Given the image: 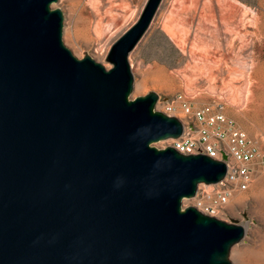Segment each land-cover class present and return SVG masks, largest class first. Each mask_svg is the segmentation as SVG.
I'll list each match as a JSON object with an SVG mask.
<instances>
[{
	"label": "water",
	"instance_id": "1",
	"mask_svg": "<svg viewBox=\"0 0 264 264\" xmlns=\"http://www.w3.org/2000/svg\"><path fill=\"white\" fill-rule=\"evenodd\" d=\"M58 0H0V264H233L245 227L183 205L226 164L155 143L182 134L128 55L145 0L105 67L62 39Z\"/></svg>",
	"mask_w": 264,
	"mask_h": 264
},
{
	"label": "rangeland",
	"instance_id": "2",
	"mask_svg": "<svg viewBox=\"0 0 264 264\" xmlns=\"http://www.w3.org/2000/svg\"><path fill=\"white\" fill-rule=\"evenodd\" d=\"M120 1L113 0V5L117 8L130 6L135 10L140 9L139 14L145 2V0ZM210 1L164 0L163 5L159 7L152 19V24L150 23L151 25L144 36L139 40L140 43L138 42L136 45L137 48L128 55L131 71L132 64L135 65L136 62H139L141 65V72L132 71L135 84L131 96L142 95L153 90L161 97H171L177 92L186 91L193 95V107L204 103H221L223 111L233 118L251 138L255 139L261 149H264V0H235L246 8H255L259 19V30L256 36L245 33L234 41V53L239 57V65L233 58L222 55L227 48L223 46L221 32L223 28L220 27L217 32H212L208 28L212 22L219 25L218 17L213 18L212 11H210V7L215 4L216 0ZM68 4L69 0H58L53 4V6L59 7L63 13L62 39L64 44L78 57H81L83 52H87L93 57L96 48L105 49L104 62L110 67L111 63L106 57L111 44L127 29H123L122 26L116 28L117 24L113 23L112 19H107L110 16L119 17L117 10H110L107 13H104V10L101 11L102 20L99 21L102 33L107 32L111 36L107 41L103 38L97 44L93 40L94 36H91L85 29L86 26L93 27L95 22L82 18L81 3L76 4L73 8L74 17L78 18V31L73 34L69 30L71 16ZM182 7L187 10H182ZM83 14L85 15V12ZM180 16H192L194 20L188 27L189 32L183 35L185 39L184 51H181L160 27L161 22L165 19L170 18L173 21L179 19ZM128 18H122L121 22L127 23ZM119 28L120 30H118ZM203 50L209 58L207 61L209 67L220 68L227 76H239V72L229 73V69L233 66L236 68H241L242 65L248 67L250 70L247 69V72L251 75V81L248 80L250 83L247 82L246 87L240 90L219 79H213L207 88L203 81L206 77L205 73H197L194 75L195 79L190 84H186L187 72L197 67L194 66V63L200 65L204 61L199 55ZM227 50L230 51V48ZM211 56H215L218 60H212ZM195 71H200V69L195 68ZM166 141L162 140L155 144L164 146L167 145ZM183 204L190 203L183 200ZM230 212V215L223 219L227 221L235 219L245 227L244 238L235 244L244 248L236 255L232 254V250L230 253L233 264H264V169L256 173L253 183L247 190L234 193L230 202Z\"/></svg>",
	"mask_w": 264,
	"mask_h": 264
},
{
	"label": "built area",
	"instance_id": "3",
	"mask_svg": "<svg viewBox=\"0 0 264 264\" xmlns=\"http://www.w3.org/2000/svg\"><path fill=\"white\" fill-rule=\"evenodd\" d=\"M192 98L186 91L171 97L159 95L155 107L176 115L183 123L182 134L166 139L167 145L182 153L206 154L225 162L226 173L219 182L198 186L193 197L184 199L188 205L223 219L231 213L234 193L247 190L256 173L264 169V149L223 111V104L193 107Z\"/></svg>",
	"mask_w": 264,
	"mask_h": 264
},
{
	"label": "bare ground",
	"instance_id": "4",
	"mask_svg": "<svg viewBox=\"0 0 264 264\" xmlns=\"http://www.w3.org/2000/svg\"><path fill=\"white\" fill-rule=\"evenodd\" d=\"M80 3L82 6V8H81L82 9L81 10L82 11V18L89 19L90 22L91 21L95 22V25L93 27L92 26H89V27L86 26L85 29L88 33L91 34V36L92 35L94 36L93 40L97 44L103 38L105 41H107L111 36V34H108L106 32L107 31L106 29H105L106 31H104L106 33H102V29L100 27L101 24L99 21V20H102L101 11L104 10L103 12L107 13L110 10L112 11V10L116 9L118 14H119V17H115V16L111 17L110 16V18L107 17V19H112L113 23L117 24L116 28H118V27L121 28V26H122L123 29H126L135 21V19L137 18L138 14H139V10H140V9L135 10L134 8H130V6L127 8H117L113 5V0H69L68 8H69L70 16H71L70 17L71 21H70V25H69V30H71V32L73 34L78 31V18L76 16L74 17L73 8L75 7L76 4H80ZM163 3H164V0L161 1L160 6L163 5ZM210 8H211L210 11H212V14H213V18L218 17L217 21H218L219 25L216 24L215 22H212V24L210 26H208V28H210V30L212 32L213 31L217 32L218 30H220V27L223 28V31H221L223 34L222 35L223 46L230 48V51L227 50V48H226V50L223 51L222 55L224 57H227V58H233L235 63L236 64L238 63V65H239L240 60H239V57H237V55L234 53V47L235 46L233 44H234L235 40H238L245 33H247L250 36H256L257 35V32L259 30L258 29L259 19H258V14H257L256 9L255 8H248V7L246 8L242 4H240L239 2H237L235 0H216L215 4H213ZM184 9H186V8L182 7V10H184ZM84 12H85V15L83 14ZM157 12H158V10H157ZM122 18H124V19L128 18L127 23L123 24L121 22ZM213 18H211V19L214 21ZM161 20H162V18H161ZM193 21L194 20H193L192 16H187V17L186 16H184V17L180 16L179 19H176V20L174 19L173 21H172V19L167 18L163 22H161L160 27H162V29H164L166 35L174 41L175 45L181 51H184L185 50V39H184L183 35L187 34L189 32L188 27L191 26ZM120 28L118 30H120ZM101 43H104V42H101ZM216 43H217V45H219L218 42H216ZM248 45H249V43L246 46L247 50H248ZM136 48H137V46L134 47V49L131 51V53L133 51H135ZM105 53H106L105 49L102 50L100 48H98V49L96 48L95 54L93 55V57L95 60L101 62L105 67H108V64H106L104 62L105 61L104 60ZM199 55L203 58L204 61L200 65H196L194 63V66H197L195 68L200 69V71H195V68L193 67L194 70L187 72L188 74H187V78H186V84H190L191 81L193 79H195L194 75L197 73L198 74L205 73L206 77H205V80H203V81L205 83L204 84L205 87H207V88H208V86H210V83L212 82L213 79H219L223 83H227V84L231 85L232 87L238 88L240 90H241V88L246 87V84H248L247 82L251 81V75L248 74V72H247L248 71L247 69H249V68L248 67L246 68L245 65H242L241 68H236V66H233L232 68L229 69L230 74H232V73L236 74V72H239V76H227L224 73V70H222L220 68L209 67L208 62H207L209 60V58L207 57V54L205 53L204 50H203V52H200ZM211 59L214 61L218 60V58H216L215 56H211ZM243 62H246V61H243ZM131 66H132V71L141 72V70H140L141 65L139 62H136L135 65L132 64ZM231 101L233 102V99H231ZM202 185L203 184H199V186H202ZM243 248H244L243 246L234 245L231 249L232 254L236 255Z\"/></svg>",
	"mask_w": 264,
	"mask_h": 264
}]
</instances>
